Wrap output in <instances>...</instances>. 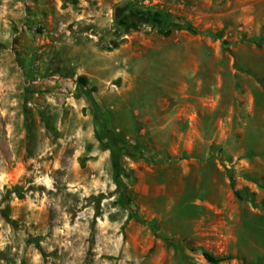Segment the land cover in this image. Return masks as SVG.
Masks as SVG:
<instances>
[{"label":"rangeland","instance_id":"1","mask_svg":"<svg viewBox=\"0 0 264 264\" xmlns=\"http://www.w3.org/2000/svg\"><path fill=\"white\" fill-rule=\"evenodd\" d=\"M203 251L264 264V0H0V264Z\"/></svg>","mask_w":264,"mask_h":264},{"label":"trees","instance_id":"2","mask_svg":"<svg viewBox=\"0 0 264 264\" xmlns=\"http://www.w3.org/2000/svg\"><path fill=\"white\" fill-rule=\"evenodd\" d=\"M161 24L160 26H158L159 30H164V29H176V28H180V27H185L186 29L195 32L196 30L194 28H192L190 25H185L183 24V22L181 20L178 21H172L170 20V18L164 14L161 13ZM103 136L106 138L107 142H108V148L110 150L111 153V160H112V164L115 168H118L121 173H123L125 176L128 177V179H132V175L131 173H127L124 170H122V167L120 166L119 163V156L121 153V148L118 146V144L122 143V138L119 137V135H116L114 132H112L109 128H107L106 126L103 127V131H102ZM124 142V141H123ZM235 197L239 200H243L244 199V195L242 194V192L240 190H235L234 191ZM126 196V192H123V197ZM202 256L204 257V259L210 263V264H220L223 261H226L228 259H230L229 256L227 257H216L208 252L203 251L202 252Z\"/></svg>","mask_w":264,"mask_h":264}]
</instances>
